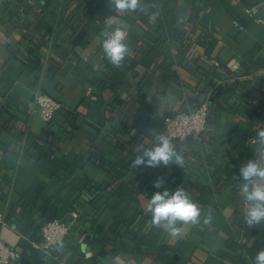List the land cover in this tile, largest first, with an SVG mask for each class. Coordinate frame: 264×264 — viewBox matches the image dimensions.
I'll return each instance as SVG.
<instances>
[{
  "label": "crops",
  "instance_id": "1",
  "mask_svg": "<svg viewBox=\"0 0 264 264\" xmlns=\"http://www.w3.org/2000/svg\"><path fill=\"white\" fill-rule=\"evenodd\" d=\"M263 3L0 0V240L16 264H264V219L243 184L264 149ZM113 26L129 35L104 50ZM38 93L60 104L50 124ZM200 101L205 131L178 157L155 131ZM118 136L138 158L119 152ZM188 160L191 209L159 227L146 216L156 182ZM135 177L151 195L124 199ZM73 210L50 256L34 246L41 222Z\"/></svg>",
  "mask_w": 264,
  "mask_h": 264
},
{
  "label": "built area",
  "instance_id": "2",
  "mask_svg": "<svg viewBox=\"0 0 264 264\" xmlns=\"http://www.w3.org/2000/svg\"><path fill=\"white\" fill-rule=\"evenodd\" d=\"M264 11V3L260 7ZM248 13L258 12L255 7L248 8ZM129 30L113 26L102 38L104 50H117L128 37ZM89 100H95L96 94L92 86L86 89ZM35 102L40 108V114L44 122L50 124L57 116L60 104L57 100L46 93H38ZM209 105L206 101H200L186 111L166 114L162 117L156 137L165 144L172 145L174 142L184 143L191 140H199L203 135L208 118ZM247 197L244 201L246 207L255 206L258 213L264 219V149L256 150L254 154V171L247 184ZM79 216L78 210H73L69 220L54 217L41 222L38 226L40 240L34 246L45 255L50 256L54 247L61 244L68 234L71 223ZM3 217L0 213V224ZM16 250L0 240V264H16Z\"/></svg>",
  "mask_w": 264,
  "mask_h": 264
},
{
  "label": "trees",
  "instance_id": "3",
  "mask_svg": "<svg viewBox=\"0 0 264 264\" xmlns=\"http://www.w3.org/2000/svg\"><path fill=\"white\" fill-rule=\"evenodd\" d=\"M177 22V21H176ZM159 128V127H158ZM158 129L155 131L157 132ZM131 136V135H129ZM135 136V135H134ZM120 137V136H118ZM121 139H118L117 142V149L120 153H128L133 156V158H138V153L136 151L132 152L130 150V141L125 140L124 138L120 137ZM181 143L174 142L171 145V150L174 151V153L181 157L183 152L179 150V146ZM123 164H127L128 160L124 158L122 159ZM94 161H96L98 164H101L102 167H107L114 165L116 162L107 161L103 157H95ZM183 162V161H182ZM192 161H184L183 167L181 166L180 169L178 166H171V174L165 178L164 184H157L156 186L158 188L157 193H155V196L151 200L152 204L149 206V215L148 219L152 218V222L155 224H158L159 227L166 226L167 224H171V227L176 226L177 223L180 222L182 219V216L185 215L186 212H188L191 209L192 206V199L190 196V189L188 187V183L190 180V176H184V174H190L191 168L189 169L187 167L188 164H190ZM119 167V164L117 165ZM124 167V166H123ZM194 169V168H193ZM180 170V171H179ZM184 170V173L182 174V171ZM189 170V172H187ZM166 171V170H165ZM157 177V176H156ZM115 178L111 177L108 178L107 184H113ZM132 181V182H131ZM131 184L136 185V188L134 191L130 190L121 192L120 195L123 196L124 199H136L139 195H144L146 197L150 196L151 193L145 192L146 187H143V184L145 182V178L135 177L130 179ZM129 182V183H130ZM117 189L115 190V192ZM143 193V194H142ZM148 193V194H146ZM119 194V193H118ZM146 218V217H145Z\"/></svg>",
  "mask_w": 264,
  "mask_h": 264
},
{
  "label": "water",
  "instance_id": "4",
  "mask_svg": "<svg viewBox=\"0 0 264 264\" xmlns=\"http://www.w3.org/2000/svg\"><path fill=\"white\" fill-rule=\"evenodd\" d=\"M253 171H254V157L250 163L247 174L243 180V184H245V185L247 184L248 180L250 179V176L253 174Z\"/></svg>",
  "mask_w": 264,
  "mask_h": 264
}]
</instances>
